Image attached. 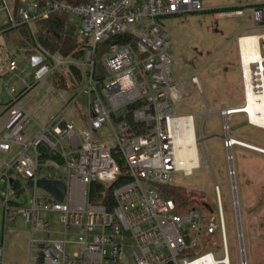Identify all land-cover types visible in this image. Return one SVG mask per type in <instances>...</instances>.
Masks as SVG:
<instances>
[{
	"label": "built area",
	"instance_id": "2783aa9c",
	"mask_svg": "<svg viewBox=\"0 0 264 264\" xmlns=\"http://www.w3.org/2000/svg\"><path fill=\"white\" fill-rule=\"evenodd\" d=\"M9 1L12 9L8 0H0V10L7 14L0 36L4 30L21 25L34 31L38 21L55 13H66L78 19L85 35V39L79 41H87L88 47L84 58L75 60L65 59L59 53L51 54L38 44L39 52L31 57L35 72L33 81L29 82L21 77L25 69L21 70L18 61L7 55L4 42L0 40V59L6 66V74L22 84L21 88H10L7 83L10 101L0 103V163L4 166L0 182L5 183L0 195L5 203L0 264H5L8 223L19 217L25 219L32 232L30 264H230L218 186L215 187L217 214L207 205L212 214L209 219L197 208L177 212L176 201L165 198L160 191L162 186L175 184L179 172L192 175L203 165L199 146H204L205 140L198 135L194 115L175 114L173 102L183 95L172 74V58L168 54L170 34L160 20L185 12H203L202 0ZM248 11L253 25L264 27V4L243 5L238 13L246 16ZM122 34L131 38L132 43H107L111 37ZM251 36L237 37L244 104L223 106L218 112L222 117V140L232 180L240 264L249 262L233 148L237 145L264 154V148L231 135L230 116L243 113L249 124L257 126L251 123L247 109L251 102L264 99V34L255 35L258 43L253 54L245 56L241 39ZM100 52L103 53L102 69L97 67ZM67 64L84 70L82 90L72 89L74 94L70 98L59 94L62 105L45 123L35 122L38 131L28 133L25 126L32 120L33 113L46 105L53 90L59 91L52 84L51 76ZM191 79L198 83L197 72L191 73ZM45 85L50 86L49 92L39 96ZM82 94L87 96L88 107L85 126L79 131L65 112L79 102ZM201 95L202 104L213 114L205 96ZM35 96L40 97L38 102L27 110ZM237 110L240 112H235ZM255 113H262L258 106ZM180 119L192 123L193 135L188 140ZM107 122L114 131L115 148L96 137ZM113 150L120 151L124 157L130 181L114 188L110 194L109 187L120 174ZM43 153L47 156L41 157ZM187 154L196 155L189 167L184 164ZM16 175L23 177L26 183L33 181V187L26 189L32 190L28 205L12 198L11 190L17 195L26 185ZM39 179L62 181L66 186L63 201L38 187ZM17 183L18 189L15 188ZM93 184L102 188H92ZM38 189L46 194L39 193ZM48 212L59 214L61 239L36 240L35 232L51 234L50 217H42ZM216 233L223 245L222 259H216L212 251L193 252L202 237ZM70 244H74L71 253Z\"/></svg>",
	"mask_w": 264,
	"mask_h": 264
},
{
	"label": "rangeland",
	"instance_id": "374dc122",
	"mask_svg": "<svg viewBox=\"0 0 264 264\" xmlns=\"http://www.w3.org/2000/svg\"><path fill=\"white\" fill-rule=\"evenodd\" d=\"M246 1V0H245ZM238 0H202L203 7H210L211 11L185 12L161 18V22L170 34L169 56L172 58V74L175 85L183 97L173 102L176 115H194L198 135L204 137V146H199V159L203 164L195 169L192 175H184L179 172L175 178V184L185 187L192 193L193 205L199 209L205 219L211 217V211L207 205L217 214L216 185L219 189L221 206L226 228V240L230 264H240L239 239L237 237L236 212L233 204L232 180L228 174L229 163L227 161L226 148L222 140V117L219 110L223 106L239 107L244 104V91L241 77V65L237 37L239 35L264 33V27L254 26L250 29L244 27L252 24L251 15H217L234 12L230 5H236ZM233 3V4H231ZM9 7L13 4L8 0ZM229 10H231L229 12ZM77 20L76 18H73ZM7 20L5 10H0V30L5 28ZM35 31V28H34ZM33 32V31H32ZM6 35L2 34L0 40L5 42ZM85 35L80 29L79 40H84ZM11 57L18 61L21 70L25 69L21 77L29 82L33 81L35 67L31 58L16 52L15 46L7 41ZM100 52L97 67L102 69ZM197 72L198 83L191 79V73ZM84 78L75 91H81ZM21 88V82L6 74V66L0 59V103L10 101L7 86ZM50 86L45 85L40 89V95L47 94ZM205 96L213 111L209 114L207 106L202 104V95ZM61 96L71 97L74 91H52L46 105L36 110L25 129L28 133L38 131V125L45 123L46 119L58 109L63 99ZM35 96L27 110H31L39 100ZM79 102L72 104L65 112L74 126L81 131L85 126L88 100L85 94L79 97ZM203 121V124H202ZM36 122V123H35ZM202 124V127H201ZM231 135L234 139L244 141L264 148V129L251 125L243 113L230 116ZM118 127L116 124L114 125ZM96 137L103 139L109 147L115 148L117 141L114 131L107 122L98 130ZM204 147L206 152L204 151ZM234 166L236 170L237 195L245 235V245L249 264H264V154L249 150L241 146H234ZM11 156L7 158L9 160ZM210 164H209V163ZM4 166L0 163V176ZM22 184L25 179L16 175ZM5 189V183L0 182V195ZM39 193L46 194L43 189ZM12 198L28 205L32 190H26L21 195ZM5 203L0 199V239L4 231ZM42 217H50L53 228L51 234L35 232L36 240L61 239L62 227L59 214L48 212ZM32 232L30 225L26 224L22 217L8 223L6 231L5 264H30ZM75 241V238L69 237ZM74 244H70L68 251L73 252ZM212 251L216 259L224 257V250L219 233L210 237L208 246L197 254Z\"/></svg>",
	"mask_w": 264,
	"mask_h": 264
},
{
	"label": "trees",
	"instance_id": "16d2710c",
	"mask_svg": "<svg viewBox=\"0 0 264 264\" xmlns=\"http://www.w3.org/2000/svg\"><path fill=\"white\" fill-rule=\"evenodd\" d=\"M240 8H233L232 10H239ZM80 24L78 19L66 13H55L46 19H42L36 23L35 31L26 26L21 25L13 29H6L2 34L6 35L4 46L8 56H11L9 49L6 48L7 41L11 42L18 54H23L26 58H31L32 55L39 52V45L45 48L49 53H59L65 59L82 60L88 47V43L79 41ZM132 43V39L127 35L122 34L111 37L107 43ZM98 64V63H97ZM83 69L74 64H67L65 67L58 69L51 76L52 84L58 90H72L77 89L83 80ZM134 106H130V109ZM128 119L132 122V117L128 115ZM140 131V130H138ZM43 150V149H42ZM113 156L116 159L120 174L115 182L109 187V193L118 186H121L130 181L129 167L118 150H113ZM42 154L41 157H46ZM19 188V183L15 186ZM92 188H102V185L93 184ZM161 193L165 198L176 201L178 208L177 212H183L189 208H195L193 205L192 193L183 186L176 184L162 186ZM210 237H202L197 249L193 250L196 254L201 249L208 246Z\"/></svg>",
	"mask_w": 264,
	"mask_h": 264
},
{
	"label": "bare ground",
	"instance_id": "6f19581e",
	"mask_svg": "<svg viewBox=\"0 0 264 264\" xmlns=\"http://www.w3.org/2000/svg\"><path fill=\"white\" fill-rule=\"evenodd\" d=\"M258 43V37L257 36H251L241 39V48L245 54V56H250L254 47H256ZM258 106L259 109H261V114L255 113V107ZM247 111L250 114L251 123L257 125L260 128H264V99H257L255 102H251L248 106ZM235 112H240V110H237ZM183 127H185V133L184 137L188 140V138L192 137L193 129H192V123L191 121H187L186 119H180L178 120ZM176 124V123H175ZM171 125H173V122H171ZM188 127V128H186ZM194 143L191 142V147L193 148ZM196 160L195 154H187L184 156V164L189 167L190 164H192ZM192 162V163H191Z\"/></svg>",
	"mask_w": 264,
	"mask_h": 264
},
{
	"label": "water",
	"instance_id": "95a60500",
	"mask_svg": "<svg viewBox=\"0 0 264 264\" xmlns=\"http://www.w3.org/2000/svg\"><path fill=\"white\" fill-rule=\"evenodd\" d=\"M254 5H249L248 7H252ZM264 43V41H263ZM37 186L40 188H43L47 190L49 193H51L58 201H63L65 192H66V186L62 181L59 180H50V179H39L37 181ZM33 187V181L29 180L25 187L18 190L16 192L17 195L22 194L26 189H31ZM2 199V197H0ZM169 264H174L173 262H170Z\"/></svg>",
	"mask_w": 264,
	"mask_h": 264
},
{
	"label": "crops",
	"instance_id": "0c3cea01",
	"mask_svg": "<svg viewBox=\"0 0 264 264\" xmlns=\"http://www.w3.org/2000/svg\"><path fill=\"white\" fill-rule=\"evenodd\" d=\"M228 4L229 6H231V8H240L241 6L245 5V6H249V5H257V4H264V0H238L237 4L236 5H230L229 3H226ZM233 4V3H231ZM213 9H211L210 7H206L204 8V11H211ZM231 10H229L230 12ZM233 11V10H232ZM250 13V12H249ZM232 14H238V10H234V12H231V13H225V14H217V15H232ZM254 25L253 23L250 25V26H246L244 27L245 29H250V28H253ZM260 34H264V33H259V34H247V35H252V36H255V35H260ZM240 36V35H239Z\"/></svg>",
	"mask_w": 264,
	"mask_h": 264
}]
</instances>
